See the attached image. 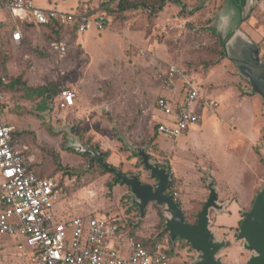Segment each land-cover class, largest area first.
I'll list each match as a JSON object with an SVG mask.
<instances>
[{
  "label": "rangeland",
  "instance_id": "374dc122",
  "mask_svg": "<svg viewBox=\"0 0 264 264\" xmlns=\"http://www.w3.org/2000/svg\"><path fill=\"white\" fill-rule=\"evenodd\" d=\"M34 1L44 9H103L108 17L107 28H92L82 34L70 33L73 28L62 25V33L43 26L29 27L21 44L8 42L0 52V71L6 83L20 78L30 89L50 86L76 92L73 108H58L57 94L44 110L38 106L42 97L29 88L26 91L17 86L0 92L3 118L15 127L19 147H27L24 154L31 166L42 176L57 175L64 187V196L55 205L57 218L109 215L116 219L124 240L157 237L164 228V206L149 203L139 220V210L130 204V188L123 183L110 187L114 175L96 162L88 166L90 155L68 148L74 142L99 145L108 154L109 163L126 174L139 173L143 182L154 184L156 179L129 148L144 147L152 160L173 170L170 191L177 193L181 207L186 199L184 211L190 222L196 221L201 208L204 170H208V176H218L221 170L238 194L244 191L254 199V190L261 185L253 188L252 184L264 174V146L253 143L264 129L263 100L257 93L249 94L250 85L231 61L222 58L212 64L222 47L218 52L215 33L208 29L206 19L211 8L186 15L184 11L198 9L196 0H182V6L168 1L157 13L141 8L120 11L119 0ZM235 9L241 14L240 3L226 6L230 12ZM58 41L66 46L63 56L52 45ZM228 46L231 49V44ZM172 62L189 68L202 92H211L214 82V94L220 103L215 114L206 115L200 126L176 140L156 130L159 121L169 120L155 106L157 96L165 91L157 73ZM234 75L241 88L230 84ZM181 171L186 172L183 178ZM234 232L225 234L231 237L226 251L238 264L251 253H243L240 244L233 241ZM168 239V235H162L157 241L167 246ZM195 253L179 239L172 260L189 264ZM0 264L32 263L17 249L13 237L1 236Z\"/></svg>",
  "mask_w": 264,
  "mask_h": 264
},
{
  "label": "built area",
  "instance_id": "2783aa9c",
  "mask_svg": "<svg viewBox=\"0 0 264 264\" xmlns=\"http://www.w3.org/2000/svg\"><path fill=\"white\" fill-rule=\"evenodd\" d=\"M0 24L9 30L15 45L22 43L24 24L52 25L75 28L77 33L107 28L108 17L103 9L87 8L62 11L44 9L34 0H0ZM52 45L61 56L66 53L63 41ZM2 39L0 33V52ZM162 88L173 91L181 83L179 93L159 94L155 106L169 117L158 122L160 134L179 137L199 124L205 112L216 113L219 102L204 94L201 86L177 63H167L157 73ZM0 79L6 82L0 71ZM57 107L67 109L76 104V92L64 88L57 96ZM3 96L0 93V111ZM15 127L0 114V237L10 236L17 249L26 253L32 264H172L166 245L156 241L146 246L138 239L122 242L120 226L107 216L57 218L56 203L64 196V187L57 175H39L29 168L30 159L14 139ZM173 170L165 163L160 164ZM177 193L173 192L175 200Z\"/></svg>",
  "mask_w": 264,
  "mask_h": 264
},
{
  "label": "water",
  "instance_id": "95a60500",
  "mask_svg": "<svg viewBox=\"0 0 264 264\" xmlns=\"http://www.w3.org/2000/svg\"><path fill=\"white\" fill-rule=\"evenodd\" d=\"M238 20H230L233 14L230 11L222 12L219 19L210 26L212 31L219 37L222 47L221 53L232 60L239 74L249 82L248 92L257 93L261 96L264 105V62L260 58V47L249 40L239 29L242 19L246 18L252 10V5L243 6ZM227 13V14H226ZM231 44V49L229 48ZM75 148L81 154L90 153L89 164L96 162L107 172L117 176V180L130 188V204L139 209L142 218L150 201L158 206H164L165 222L160 234H168L172 241L175 238H183L195 253V257L189 264H233L224 263L222 255H219L227 245L225 239H217L216 234L210 227L209 212L211 208H219L217 190L214 180L208 176L209 194L200 211L196 215V221L186 220L185 212L174 199L167 193L173 179L170 170L163 167L159 162L151 159L150 154L144 147H129L141 159L144 168L149 171L155 183L143 182L139 173H123L122 169L106 163L102 153L90 145L79 142L70 143L68 148ZM236 240H242L243 247L251 255L242 264H264V185L256 193L250 209L243 213Z\"/></svg>",
  "mask_w": 264,
  "mask_h": 264
},
{
  "label": "crops",
  "instance_id": "0c3cea01",
  "mask_svg": "<svg viewBox=\"0 0 264 264\" xmlns=\"http://www.w3.org/2000/svg\"><path fill=\"white\" fill-rule=\"evenodd\" d=\"M238 3H240V5H243V6L252 5V10L250 11L249 15L246 18L242 19V21L239 25V29L243 33V35H245L247 38H249V40L256 43L260 47V54L259 55H260V58L264 62V0H196V5H197L198 9L196 11H192V12H190V11H184V12H186L185 13L186 15H188V13H190V14H192V13L193 14L194 13L195 14H201V13L205 12L206 9L211 8V10H208L209 15H208V18L206 19V20L210 21L208 23V25L211 26L216 20V19H214V16H218L220 13H222L224 11L225 12L230 11V10H226L227 5H231V6L233 4L238 5ZM174 4L176 6H178L179 3H174ZM179 5L182 6L184 4L180 3ZM79 9L80 8L77 6L76 10H79ZM186 10H188V8ZM230 13L233 14L232 16H234V17H231L230 20L237 21L238 20V14H239L238 9H235L234 11H232ZM208 29L211 33H214L210 27H208ZM78 34H82V33H78ZM226 59H228V58L226 57ZM228 60L231 61L235 65V63L232 60H230V59H228ZM236 69H237V67H236ZM232 78H234V79L230 80V84L233 86L235 85L239 88V86H238L239 80L237 79V77L234 75V77H232ZM197 83L200 85L199 82H197ZM211 83H213L211 92L209 90H207L208 92L204 91V94L209 95L211 97H214L217 100V98L214 94V89H215V87L217 88V86L214 82H211ZM226 84H228V83H226ZM180 86H181V83L178 82L177 86L175 87V89L173 91L172 90L171 91L165 90L163 93H160V94H173L174 96H176L179 93ZM249 94H251V93H249ZM76 99H77V97H76ZM219 105H220V103H219ZM74 106L69 107L67 109L73 108ZM206 115H212V113L205 112L204 117L199 124L190 127L189 129L184 131L177 138L180 139L181 136L188 135V133L190 132L191 129L197 128L198 126H200L203 123ZM260 135L256 140L253 139V143L255 144V146H257V145L258 146H264V129L261 130ZM164 136H166V135H164ZM166 137L168 138V136H166ZM177 138H175L174 140H176ZM158 141L162 143L160 138H158ZM176 145H177V141H174V144L172 145L174 150H176V147H177ZM32 169L35 170L36 173H38L36 171V169H34L33 167H32ZM174 170L176 171L175 168H174ZM207 171L208 170H204V173H206V175H205L206 183L204 184L202 191L200 193V198H199L200 207H202L204 201L207 199L208 194H209ZM221 172L222 171L220 170V172L218 173V176H214L212 173L209 174V176L214 180L216 190H217V195H218L217 201L221 205L219 208H211L210 209V212H209L210 227L215 232L217 239H220V240L225 239L227 241L226 247H224L219 254V255H222L223 262L236 264V263L232 262L228 257V252L226 251V249H227L228 245H230L231 237H229L225 234H227L229 231L234 230L235 232L232 234L233 235V241L235 243L240 244V246L242 247L243 253L246 251L243 247L242 240H236L235 238H236V233H237L239 224H240L241 220L243 219V213L246 210L250 209L249 207L252 205L253 199L249 198V196L247 197L246 196L247 194L244 191L242 194H238V192L235 190L234 186L232 185V182L229 181V179L227 178V175L224 172H222V173ZM184 174L186 175V172L181 171L180 177L183 178ZM258 183H260V184H258ZM263 183H264V174H262L258 177L257 181L252 184L253 185L252 187L254 188L255 185L256 186L261 185V187H262V185H264ZM259 190H260V188H257L254 190L253 197ZM149 203L155 204L152 201H150ZM183 203L184 204H182V209L184 211L186 209L185 206H187L186 199L183 201ZM146 209H147V207H146ZM55 212H56V210H55ZM185 216H186V214H185ZM143 217L142 218L139 217V220H142ZM120 235L122 237L123 244L126 245L128 243L129 239L124 240V238H123L124 234L122 232L120 233ZM162 235H168V234L166 233V234H162ZM241 257H243V256H241ZM248 257L249 256L244 257V259L241 260L240 263H238V264L244 263V261H246V259ZM171 262H172V264H183V263H177V262L174 263L175 260H172V259H171Z\"/></svg>",
  "mask_w": 264,
  "mask_h": 264
},
{
  "label": "trees",
  "instance_id": "16d2710c",
  "mask_svg": "<svg viewBox=\"0 0 264 264\" xmlns=\"http://www.w3.org/2000/svg\"><path fill=\"white\" fill-rule=\"evenodd\" d=\"M168 1H172V2H175V3H181L182 2V0H119L117 6H118V10H120V11H126V10H129V9H138V8H141V9H147V10L149 9L150 11H153V12H156L157 13V12L161 11L165 7V5H166V3ZM209 22L210 21L207 20V23H209ZM35 26L47 27V28L51 29L53 32H55V33H62V31H61L62 30L61 29L62 27L59 24H52V25L24 24V26H23L24 27V33H25V30L27 28H29V27H35ZM0 33H1V39H2V49H1V52H2V50L4 49V47L8 44V42H10V43H13V42L11 41V37H10V34H9V30L7 29V27H6V25L4 23H1L0 24ZM70 33L78 34L77 31H76V29L74 27L70 31ZM213 36L216 37V42H217V46H218V49L217 50L219 52V50L221 48L220 43H219V38L215 34ZM218 57L219 58L215 62H213L212 64H215V63L217 64V63H219L221 61L222 58H226L225 54H222V53L219 54ZM183 68L186 70V72L188 74H190L194 78V80L196 82H198L197 79L195 78V76L189 70V68H187V67L186 68L183 67ZM246 83L249 84L248 81H246ZM17 86H22V88L24 90H26V91H28V88H29V87H27L26 82L25 81H21L20 78H15L10 83L3 82L0 79V92L2 90H4V89H7V88H9V89H15ZM238 86H239V84H238ZM239 88H241V87L239 86ZM30 90H32L33 93L35 92L36 95L42 97V100H41V102L39 103L38 106H39V110H44V109H47L49 107V100L51 98H53L55 95H57L59 93V91H61L62 89L56 90L55 88H52L50 86H40V87H38L36 89H30ZM0 114H1V117L3 118L2 110L0 111ZM3 120H4V118H3ZM156 130H157V125H156ZM157 133H159L158 130H157ZM17 135L18 134H17V132L15 130L14 133H13V136H14V139L15 140H17V138H18ZM63 145H65V144H63ZM85 145H90L95 150H100L99 145H94L92 143H89V141L88 142H85ZM100 152L102 153V155H103L104 160L106 161V163H108L111 166H114V165H112L111 163H109L106 160V158L108 156V154L106 153V151H101L100 150ZM86 155H90V153H86ZM57 166H58V168H61L62 167V163L59 160H58ZM100 167L102 168L103 171H105V169L102 166H100ZM114 167H116V166H114ZM29 168L32 169L31 164L29 165ZM122 172L125 173L124 171H122ZM106 173H107V171H106ZM111 174H113V173H111ZM113 175H114V177H113L111 183H109V186L110 187H113L117 183H122L121 181L117 180V176L115 174H113ZM169 188H171V187H169ZM171 194L173 195V192H171ZM177 201H178L179 205H181L180 201L179 200H177ZM135 208L138 209V207H136V206H135ZM161 236H162V234H160L157 237L141 238L139 240L142 241V243L144 245L150 246L154 242H156L159 239V237H161ZM179 239L180 240H183V242H185V240L183 238H180V237L175 238L174 241H172L170 238L168 239V245L166 246V252L171 257V259H172V252L174 251L175 246H176V243H177V240H179Z\"/></svg>",
  "mask_w": 264,
  "mask_h": 264
},
{
  "label": "flooded vegetation",
  "instance_id": "af4514ba",
  "mask_svg": "<svg viewBox=\"0 0 264 264\" xmlns=\"http://www.w3.org/2000/svg\"><path fill=\"white\" fill-rule=\"evenodd\" d=\"M166 192L171 194L170 188H168Z\"/></svg>",
  "mask_w": 264,
  "mask_h": 264
}]
</instances>
